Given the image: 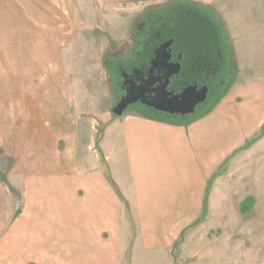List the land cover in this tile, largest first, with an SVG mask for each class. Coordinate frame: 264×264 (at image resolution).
<instances>
[{"label":"crops","instance_id":"crops-1","mask_svg":"<svg viewBox=\"0 0 264 264\" xmlns=\"http://www.w3.org/2000/svg\"><path fill=\"white\" fill-rule=\"evenodd\" d=\"M57 109L43 128L0 129V146L27 163L11 172L24 207L1 240L4 264L14 256L21 264H120L122 241L132 239L124 224L138 226L144 256H158L208 211L235 208L227 194L248 178L264 136L256 80L233 84L209 111L183 120L133 108L97 128L75 122L68 105ZM16 186L0 176V201L10 203L4 187Z\"/></svg>","mask_w":264,"mask_h":264},{"label":"rangeland","instance_id":"rangeland-1","mask_svg":"<svg viewBox=\"0 0 264 264\" xmlns=\"http://www.w3.org/2000/svg\"><path fill=\"white\" fill-rule=\"evenodd\" d=\"M180 1L0 0V129L11 131L22 124L30 129L37 122L43 128L66 105L75 122L98 128L97 122L107 120L119 100L117 77L135 57V42L155 17ZM190 1L216 9L227 25L231 72L209 104L241 80L264 85V0ZM258 141L248 178L227 194L235 208L208 211L158 256L155 251L144 256L138 250V226L123 223L132 239L122 241L120 264H264V136ZM8 153L0 146V176L17 186L14 192L4 187L10 203L0 201V219L8 213L0 220V243L15 224L12 215L24 207L11 172L26 171L27 163ZM10 254L17 255V250ZM9 258L8 264H21L17 256Z\"/></svg>","mask_w":264,"mask_h":264},{"label":"flooded vegetation","instance_id":"flooded-vegetation-1","mask_svg":"<svg viewBox=\"0 0 264 264\" xmlns=\"http://www.w3.org/2000/svg\"><path fill=\"white\" fill-rule=\"evenodd\" d=\"M222 19L214 9L183 0L169 6L162 14L155 17L144 29L137 44L134 58L120 70L118 87L121 98L132 82L141 84L150 76L149 68L155 56V50L163 43L170 41L169 62L179 64V72L170 78L167 90L169 96L181 94L188 86L197 89L208 88L207 98L196 107V111L206 107L221 90L230 74L229 62L226 57V41L224 39ZM152 52H148L151 50ZM163 71L156 70L155 78H161ZM164 79H158L154 87L161 85ZM119 101V100H118ZM117 101V102H118ZM139 108L167 118H185L191 115L172 114L138 102L127 109ZM195 111V112H196Z\"/></svg>","mask_w":264,"mask_h":264},{"label":"water","instance_id":"water-1","mask_svg":"<svg viewBox=\"0 0 264 264\" xmlns=\"http://www.w3.org/2000/svg\"><path fill=\"white\" fill-rule=\"evenodd\" d=\"M170 41L163 43L155 50V56L149 68V78L141 84L132 82L126 88V93L121 96L113 107L116 115H122L129 106L138 102H143L157 110L170 112L172 114L191 115L196 111V107L207 98L208 88L197 89L195 86H188L181 94L169 96L167 86L170 78L179 72L180 65L169 62L170 52L167 49ZM163 71L161 76L164 82L154 87L158 79L154 77L155 71Z\"/></svg>","mask_w":264,"mask_h":264},{"label":"trees","instance_id":"trees-1","mask_svg":"<svg viewBox=\"0 0 264 264\" xmlns=\"http://www.w3.org/2000/svg\"><path fill=\"white\" fill-rule=\"evenodd\" d=\"M148 52H152V49L151 50H148ZM225 94V93H224ZM223 94V95H224ZM223 95H221L212 105H207L205 108H207L206 110H205V112H207V111H209L212 107H213V105L215 104V103H217L222 97H223ZM204 113V112H203ZM203 113H201V114H203ZM200 115V114H199ZM192 116H194V115H192ZM197 116V115H196ZM183 119H187L186 117L185 118H183Z\"/></svg>","mask_w":264,"mask_h":264}]
</instances>
